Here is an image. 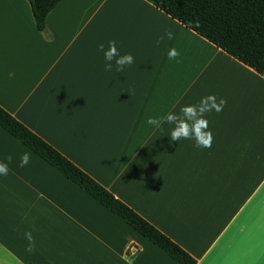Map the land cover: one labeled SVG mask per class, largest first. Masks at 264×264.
I'll list each match as a JSON object with an SVG mask.
<instances>
[{"label": "crops", "instance_id": "1", "mask_svg": "<svg viewBox=\"0 0 264 264\" xmlns=\"http://www.w3.org/2000/svg\"><path fill=\"white\" fill-rule=\"evenodd\" d=\"M45 26L28 0H0V107L196 264H264V71L152 0H60ZM165 29L174 39L157 47ZM110 40L135 58L122 72L104 71L97 45ZM207 95L227 100L206 116L210 148L146 123ZM9 155L0 264H178L0 127V160Z\"/></svg>", "mask_w": 264, "mask_h": 264}, {"label": "trees", "instance_id": "2", "mask_svg": "<svg viewBox=\"0 0 264 264\" xmlns=\"http://www.w3.org/2000/svg\"><path fill=\"white\" fill-rule=\"evenodd\" d=\"M35 28L60 0H28ZM152 4L230 57L264 71V0H152ZM0 127L178 264L196 260L47 142L0 107Z\"/></svg>", "mask_w": 264, "mask_h": 264}, {"label": "clouds", "instance_id": "3", "mask_svg": "<svg viewBox=\"0 0 264 264\" xmlns=\"http://www.w3.org/2000/svg\"><path fill=\"white\" fill-rule=\"evenodd\" d=\"M165 37L168 40L174 39V33L165 29L164 34L159 36L156 40V46L164 42ZM97 51L103 53L104 57V71L111 72L115 67L117 72H122L125 67H130L134 64L135 58L131 53H121L117 47L115 40H110L107 47L104 43L97 45ZM180 53L175 48H170L168 51V59L175 60L180 63ZM227 100L215 95H207L200 99L197 104L182 105L177 113L174 109L170 110L163 116H149L146 123L155 129H161L167 123L172 125L170 133L171 141H179L181 139L195 141L196 148H210L213 141V135L209 129V123L206 116L213 111L221 112L226 106ZM31 153L24 152L20 156V167L27 166L31 161ZM6 161V162H5ZM12 156L9 155L5 160H0V175H7L9 173L8 164L11 163ZM25 237L29 240V251L34 250L31 246L34 240L31 233H25Z\"/></svg>", "mask_w": 264, "mask_h": 264}, {"label": "water", "instance_id": "4", "mask_svg": "<svg viewBox=\"0 0 264 264\" xmlns=\"http://www.w3.org/2000/svg\"><path fill=\"white\" fill-rule=\"evenodd\" d=\"M33 1V0H32Z\"/></svg>", "mask_w": 264, "mask_h": 264}]
</instances>
